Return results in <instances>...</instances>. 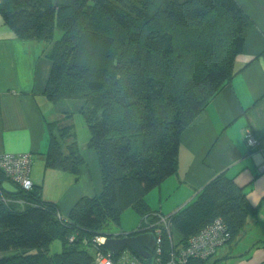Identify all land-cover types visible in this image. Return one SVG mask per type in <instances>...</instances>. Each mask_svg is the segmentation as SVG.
<instances>
[{
	"label": "trees",
	"instance_id": "1",
	"mask_svg": "<svg viewBox=\"0 0 264 264\" xmlns=\"http://www.w3.org/2000/svg\"><path fill=\"white\" fill-rule=\"evenodd\" d=\"M0 16L18 39L46 44L48 101L83 102L102 180L101 193L81 198L66 219L39 188L1 192L0 254L15 252L0 264H92L93 239L120 226L125 210L141 217L138 233L155 221L146 195L177 172L182 133L234 76L250 19L236 0H0ZM48 129L45 166L76 174L83 158L74 142L63 145L71 127ZM258 211L219 174L169 216L175 244L163 233V254L215 219L229 243ZM57 240L61 251L50 255Z\"/></svg>",
	"mask_w": 264,
	"mask_h": 264
},
{
	"label": "crops",
	"instance_id": "2",
	"mask_svg": "<svg viewBox=\"0 0 264 264\" xmlns=\"http://www.w3.org/2000/svg\"><path fill=\"white\" fill-rule=\"evenodd\" d=\"M236 2L250 19L244 50L235 57L231 81L182 133L177 172L146 195L149 208L158 214L173 215L222 173L264 212V0ZM45 47L44 42L18 39L0 16V154H32V187L66 219L81 198L101 193L102 180L98 156L87 146L83 102L53 105L44 95L52 68ZM52 122L72 129L63 145L74 142L83 158L76 174L45 166ZM246 130L257 139L256 147L247 146Z\"/></svg>",
	"mask_w": 264,
	"mask_h": 264
},
{
	"label": "built area",
	"instance_id": "3",
	"mask_svg": "<svg viewBox=\"0 0 264 264\" xmlns=\"http://www.w3.org/2000/svg\"><path fill=\"white\" fill-rule=\"evenodd\" d=\"M244 139L249 148L258 145L257 139L250 130L244 133ZM32 165V154H0V177L4 182H9L19 191H29L32 188L30 180V169ZM3 182V183H4ZM3 193L0 184V193ZM2 200L10 201L2 197ZM21 204V202H19ZM154 222L145 219L144 227L139 233H153L155 246L149 258L145 259L136 255L130 248H123L116 256L110 253L104 241L106 236L93 239V262L92 264H191L194 261H206L211 258L217 249L225 245L229 239L225 224L221 219H215L204 227L199 233L188 238L185 245L172 246L168 257L163 254V233H167L172 245L175 238L171 235L170 219L167 216L156 213ZM73 238L70 237L69 241ZM135 253V254H134Z\"/></svg>",
	"mask_w": 264,
	"mask_h": 264
},
{
	"label": "rangeland",
	"instance_id": "4",
	"mask_svg": "<svg viewBox=\"0 0 264 264\" xmlns=\"http://www.w3.org/2000/svg\"><path fill=\"white\" fill-rule=\"evenodd\" d=\"M56 38L61 32L55 30ZM140 216L132 209L125 210L120 219V226H112L108 234L130 233L139 227ZM61 251L60 241H54L49 247L50 255ZM15 251L1 253L0 256H10ZM93 254V249L90 255ZM94 259V257H93ZM210 264H264V212L258 211L249 215L240 234L233 241L219 247L209 260Z\"/></svg>",
	"mask_w": 264,
	"mask_h": 264
},
{
	"label": "water",
	"instance_id": "5",
	"mask_svg": "<svg viewBox=\"0 0 264 264\" xmlns=\"http://www.w3.org/2000/svg\"><path fill=\"white\" fill-rule=\"evenodd\" d=\"M2 189L9 195H16L19 190L9 182L2 183ZM106 249L113 255H117L123 248L133 250L142 258H149L155 246L153 233H138L137 230L126 234H110L104 241Z\"/></svg>",
	"mask_w": 264,
	"mask_h": 264
}]
</instances>
